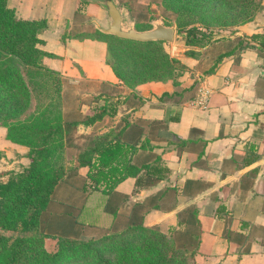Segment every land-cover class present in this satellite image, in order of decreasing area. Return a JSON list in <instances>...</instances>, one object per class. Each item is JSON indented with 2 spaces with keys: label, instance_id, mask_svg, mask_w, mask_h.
Listing matches in <instances>:
<instances>
[{
  "label": "crops",
  "instance_id": "crops-1",
  "mask_svg": "<svg viewBox=\"0 0 264 264\" xmlns=\"http://www.w3.org/2000/svg\"><path fill=\"white\" fill-rule=\"evenodd\" d=\"M106 1L8 0L19 18L47 21L40 47L54 55L44 61L48 68L72 83L105 84L120 90L122 95L111 102L117 114L107 131L101 128L98 135L120 133L125 143L138 149L132 159L134 167L144 170L145 177L148 168L158 167L165 176L128 178L108 196L83 191L88 169L81 168L78 174L84 177L83 186L73 191L78 202L73 208L79 216L65 210L63 222L74 219V233L84 238L88 236L78 220L88 213L96 215L92 225L105 228L104 233L116 220L127 221L136 211L147 227L163 232L199 234L200 221L205 231L203 246L209 254L197 255V264H264V53L246 50L240 60L227 56L219 61L222 54L250 41L252 35H264V0L253 22L240 28L236 36L223 35L227 38L208 48L204 58H188L175 43L164 42L166 52L189 67L180 86L168 82L136 89L127 88L116 77L108 43L100 38L114 36L108 33L112 19ZM119 10L123 28L137 30L129 12ZM203 86L210 91L206 109L193 104ZM89 111L90 107L83 112ZM79 129L88 138L94 128ZM10 149L23 152L24 168L30 165L29 149L10 142L7 129L0 128V156ZM61 186L73 185L67 179ZM54 199L52 205L59 200L67 203ZM220 207H224L222 215L218 214ZM180 220L188 223L180 226ZM228 224L235 234L247 238L242 239V247L250 246V253H230L224 237ZM103 232L99 233L103 236Z\"/></svg>",
  "mask_w": 264,
  "mask_h": 264
},
{
  "label": "trees",
  "instance_id": "trees-1",
  "mask_svg": "<svg viewBox=\"0 0 264 264\" xmlns=\"http://www.w3.org/2000/svg\"><path fill=\"white\" fill-rule=\"evenodd\" d=\"M124 2L130 6L136 0ZM159 4L175 18L177 33L186 36V57L195 59L253 22L263 0H159ZM136 22L138 31L153 29L150 23ZM47 28L46 20L21 19L8 6V0H0V128L7 129L10 142L29 149L30 159L28 167L14 173L8 181H0V264H61L63 251L75 250L76 243H82V237L74 233V219H68L69 234L62 235L49 233L46 222L59 186L81 168L88 169L83 191H101L108 196L128 178H165L163 171L154 166L147 169L149 174L145 177L144 170L132 165L137 147L125 143L120 133L112 131L91 137L88 147L72 161L77 165L68 167L67 149L75 147L71 142L73 131L80 126L109 127L117 109L111 103L94 107L97 101H106L101 96L89 101L87 113L82 111L83 102L69 107L67 99L71 95L64 88L68 80L44 63L54 56L40 47V34ZM217 29L230 35L216 37ZM100 38L108 43L116 77L129 89L168 82L180 86V78L189 70L180 59L166 52L164 42H131L110 35ZM250 39L226 51L219 61L227 56L240 60L246 50L263 54L264 35H252ZM196 86L195 83L191 89ZM223 209L219 208V215ZM185 222L180 220V226L188 223ZM198 224L199 234L174 229L163 232L147 227L136 211L127 221L116 220L105 237L87 241L90 245L84 248L92 256L83 263L197 264V255L209 254L203 246L204 224ZM224 237L230 243V253L237 250L242 256L251 252L250 246L242 247V239L247 238L235 234L231 224ZM46 238L58 240L57 253L46 251ZM106 244L108 248L103 246ZM101 246L102 251L97 249Z\"/></svg>",
  "mask_w": 264,
  "mask_h": 264
},
{
  "label": "rangeland",
  "instance_id": "rangeland-1",
  "mask_svg": "<svg viewBox=\"0 0 264 264\" xmlns=\"http://www.w3.org/2000/svg\"><path fill=\"white\" fill-rule=\"evenodd\" d=\"M125 0H114V2L118 5V7L123 10V11H128L129 15L132 20L134 21H140L143 24H151L153 28H156L158 25H163L167 27H171L175 29V38L174 41L172 42L173 44L175 43L178 48H180V53L183 54L184 56L186 51L189 50V48L185 45V35H179L177 32V23L175 22V18L173 16H170L167 14L164 9L160 6L159 0H136V2H130V6H127L126 3L124 2ZM130 7V10H129ZM262 10V9H261ZM258 11L256 16L261 12ZM87 25L91 26L93 28L92 23L88 22ZM91 29L89 28V31ZM93 30V29H92ZM230 31V30H229ZM216 37H222L230 35L229 32H221L220 30H216ZM88 34V33H87ZM164 47V45H163ZM165 49V47H164ZM204 54H206L204 52ZM173 57V56H172ZM205 56L203 55V58ZM176 58V57H175ZM112 61L116 62L115 58H112ZM66 79V78H65ZM88 82L81 81L80 83H72L68 81V83L64 84L65 91L71 95V98L67 99V103L69 104V107H74L75 105H81L82 102L85 104V106H81L83 111H87L89 109V101L99 99V96H101L103 99L106 98V101H97V104H95L94 107L101 106V105H107L112 102L113 99H116L117 97H120L122 95L120 93V90H116L113 87L106 86L105 84L99 85V84H86ZM96 101V100H95ZM87 104V105H86ZM114 118V117H113ZM113 121V119H112ZM112 123V122H111ZM84 127V126H83ZM80 128V127H79ZM73 131L72 133V145L75 146L76 150L78 149L79 151H76L74 147H69L67 151V160L70 162L68 167L71 169L72 166L77 165L76 163L73 165V162L78 154V152H81L85 150L89 143H90V138L95 137L98 135L100 132L101 128H105L103 131H107L109 127H96L93 129L92 134L90 137L86 138L85 135L80 133V129ZM86 139V140H85ZM84 142V143H83ZM83 143L84 145L80 147L79 145ZM5 155L0 156V181H8V179L14 174L18 173L19 171L23 170L24 168V163L22 161V153L16 151L14 149H10L6 152H4ZM30 161V160H29ZM28 161H26L27 163ZM69 181L73 185L71 188H67L68 186H61V188H58L56 194H54L55 198L54 200L58 199H65L67 200V203L64 205L63 203L57 201L58 205L61 206H66V207H59L58 205H52V203L49 205V219L48 217V212L46 213V222L49 227L48 231L49 233H54V234H69V226L67 223H64L62 219V216L66 213L65 210H69L70 213L74 215H78V212L76 209H74V204L76 203V207L78 206V202H75V199L77 198V192L73 193V191L78 188H81L83 186V180L84 177L79 173L76 175H72L69 178ZM67 184V183H65ZM67 190V191H65ZM57 195V197H56ZM80 199V198H79ZM56 203V202H55ZM74 207V208H73ZM60 208V209H59ZM64 210V211H62ZM58 211H62L59 213ZM52 212V213H51ZM56 212V213H54ZM65 212V213H64ZM68 212V211H67ZM96 215L88 213V216L83 215L81 218H79L78 222L82 223L85 227L84 233L88 237L82 238V243L77 242L76 246L77 248L75 250H67L65 249L64 252V257L62 259L61 264H81L85 260H88L89 257L92 255H87L89 251L87 248L90 244L87 241L96 239V236L99 234L102 236L99 232H103L101 229L98 228V226L92 225L93 219L95 218ZM104 233V232H103ZM107 233V230L104 234ZM95 234V235H94ZM104 236V235H103ZM102 236V237H103ZM91 237V238H90ZM105 237V236H104ZM98 239V238H97ZM45 248L46 251L49 253H57L58 252V240L54 238H46L45 239ZM105 248H108L109 245H103ZM134 247H137L136 245H133ZM133 247V248H134ZM102 246L97 248L98 250L102 251ZM123 250V249H121ZM111 252L108 250L107 256H109ZM113 257V255H112ZM85 263V262H84ZM83 263V264H84Z\"/></svg>",
  "mask_w": 264,
  "mask_h": 264
},
{
  "label": "water",
  "instance_id": "water-1",
  "mask_svg": "<svg viewBox=\"0 0 264 264\" xmlns=\"http://www.w3.org/2000/svg\"><path fill=\"white\" fill-rule=\"evenodd\" d=\"M105 5L112 19V24L108 30L109 34L135 42L147 43L161 41L165 43H172L174 41L175 29L163 25H158L156 28L144 32L137 31L135 29L125 30L123 28L124 16L120 12L119 7L114 0H107Z\"/></svg>",
  "mask_w": 264,
  "mask_h": 264
},
{
  "label": "built area",
  "instance_id": "built-area-1",
  "mask_svg": "<svg viewBox=\"0 0 264 264\" xmlns=\"http://www.w3.org/2000/svg\"><path fill=\"white\" fill-rule=\"evenodd\" d=\"M210 95V91L206 87H200L199 94L196 97V99L193 101V104L195 106H198L200 108H207V102Z\"/></svg>",
  "mask_w": 264,
  "mask_h": 264
}]
</instances>
